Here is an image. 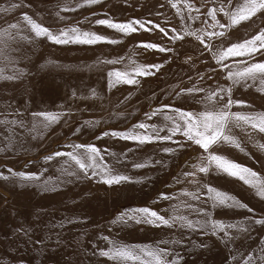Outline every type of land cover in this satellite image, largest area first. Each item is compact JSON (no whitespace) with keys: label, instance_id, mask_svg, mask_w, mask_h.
Here are the masks:
<instances>
[{"label":"rangeland","instance_id":"obj_1","mask_svg":"<svg viewBox=\"0 0 264 264\" xmlns=\"http://www.w3.org/2000/svg\"><path fill=\"white\" fill-rule=\"evenodd\" d=\"M246 5L247 0H0V264L150 259L102 255L113 243L165 249L173 264H264V223H257L264 221V132L230 115L224 135L231 141L220 139L205 150L183 131L173 132L166 119L179 122L177 109L219 112L231 99L226 111L256 117L259 124L264 76L233 74L264 63V49L220 60L228 47L264 30V9L232 24L233 14L238 17ZM25 16L53 34L76 28L107 41L56 44L35 37ZM104 19L144 26L133 23L135 31L121 32L97 23ZM148 43L158 47L148 49ZM141 123L146 128L135 131L150 141L125 138ZM77 145L100 150L95 170L85 172L67 155L80 158L85 149ZM210 155L256 176L241 173L246 183L209 164ZM114 175L129 179L103 182ZM209 188L232 199L221 204ZM145 207L168 223L121 221L142 219L136 210Z\"/></svg>","mask_w":264,"mask_h":264},{"label":"snow or ice","instance_id":"obj_2","mask_svg":"<svg viewBox=\"0 0 264 264\" xmlns=\"http://www.w3.org/2000/svg\"><path fill=\"white\" fill-rule=\"evenodd\" d=\"M99 0H89V3H97ZM264 9V0H247V5L239 10V16L237 17L235 14L232 16V24L235 25L240 21H245L250 19L253 15H255L259 10ZM212 12L210 11L209 15ZM26 21L30 24L31 30L33 31L35 37L41 38L46 37L49 41L56 44H67V43H87L92 44L95 42L107 41L106 37H101L95 33H80L79 29L72 28L62 29L58 34H53L50 29L41 26L40 24L33 22L27 16L24 17ZM98 24L106 25L108 27L117 29L121 32H129L135 31L136 29L132 26L133 23L139 24L140 27L144 26L143 21H135L129 23H113L109 20H99ZM227 25H221V27H226ZM69 31L73 33V35H69ZM163 31V29H161ZM213 35H222V33H213ZM148 49L157 48L158 46L152 43H148L144 45ZM260 49H264V30L261 33L257 34L251 40H246L242 43L234 44L227 48V50L220 56V60H223L228 56H241L248 55L254 56ZM158 50L164 51L163 48H159ZM153 67L159 68V65H154ZM264 76V63H252L250 64L242 73H235L238 77L242 78H252L256 79L257 75ZM115 76L117 80L122 78V74L120 72H116ZM133 82V81H127ZM191 91V90H189ZM230 91V90H229ZM211 99V97H209ZM232 100L229 99L228 103L224 105V107L219 112H210L204 111L199 114L194 112H188L184 110H176L177 116L179 117V122L176 120V117H166V119H171L173 122V132L183 131L184 135L189 139L193 140L197 145H200L203 149L207 150L210 145L216 143L220 139L225 141H231V137L224 135L226 124L229 120L230 115L233 116L237 121L243 120L245 123H250L252 127L259 128V131L264 132V116L259 118V124H257L256 117L253 116H244L239 113L230 114L229 111L225 109H229L232 105ZM238 105L243 102H236ZM182 122V123H181ZM136 128L145 129L146 125L138 124L134 126V129L131 130V135L125 136V138H130L133 140H137L140 143L148 142L152 138L146 135L139 134L135 131ZM159 131V130H156ZM113 135H121L120 133H113ZM163 139H170L169 136H164ZM238 146V145H237ZM75 147L83 148L85 151L81 154L80 158L72 153H68L67 155L71 157V159L79 166L80 169L87 172L89 168H93L95 170V159L100 154V150L93 145H77ZM54 155L60 156L64 155L62 153H55ZM50 159V158H48ZM84 161H89V163H85ZM209 164H215L216 167L231 176H239V179L244 180L246 183H250L249 180L246 179V175L256 176V173L252 172V170L236 164L235 162L227 160L225 157L218 155H210L208 157ZM138 167L140 165H137ZM201 172H207V167H200ZM241 173L246 175H241ZM14 175H18L25 179H30L34 177V174H26V173H14ZM128 177L114 175L111 178L105 179L103 182L109 185L113 183H120L122 180H128ZM209 193H215L213 199L219 201V203L224 204L226 200L232 199L226 194H222L219 191L209 188ZM166 198V197H165ZM246 207V206H244ZM139 213L143 214L142 219H136L135 216L130 217H121L122 222H126L127 219H134L137 223H152L154 220H158L164 224H167L168 221L164 219V217L159 216L156 211L151 210L147 207L140 208L136 210ZM222 222H214V227H219ZM257 223H264V221H257ZM188 226L191 227V222H188ZM139 247V254L135 251V249ZM102 255L108 256L114 260H140L141 255L149 257L150 259L147 262H143L142 264H173L172 261L167 259L168 253L165 249H152V248H144L140 246H128V245H119L113 243L111 249L105 250L101 253Z\"/></svg>","mask_w":264,"mask_h":264}]
</instances>
